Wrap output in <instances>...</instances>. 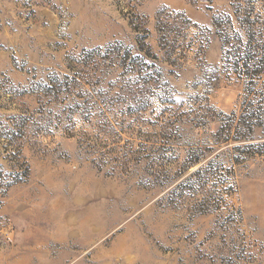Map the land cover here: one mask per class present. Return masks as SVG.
I'll return each instance as SVG.
<instances>
[{
  "label": "rangeland",
  "instance_id": "1",
  "mask_svg": "<svg viewBox=\"0 0 264 264\" xmlns=\"http://www.w3.org/2000/svg\"><path fill=\"white\" fill-rule=\"evenodd\" d=\"M144 29L162 85L71 66ZM0 264H264V0H0Z\"/></svg>",
  "mask_w": 264,
  "mask_h": 264
},
{
  "label": "trees",
  "instance_id": "2",
  "mask_svg": "<svg viewBox=\"0 0 264 264\" xmlns=\"http://www.w3.org/2000/svg\"><path fill=\"white\" fill-rule=\"evenodd\" d=\"M174 19V23L170 20ZM190 22L189 19L179 18L175 19L172 15L168 14L167 17H161L157 20L156 30L158 33V46L161 51L165 54L167 64L177 68L180 65L177 63V59H173V55L179 51L183 45L180 43L179 38H186L183 34V29L176 27V24H180L185 27V24ZM144 34L140 37L139 45L137 47V53H134V48L125 47L121 42H115L106 47H98L93 50L84 51L78 58H73L71 63L74 66L79 64L83 67H90L91 64L97 65V70L101 66H117L123 69L126 75L129 73H137L139 81L143 84L148 85L151 83L161 84L165 69L158 67L159 56L152 51L150 45L146 42L151 36L149 29H144ZM177 35L178 39L172 37ZM97 58L99 60H97ZM249 58L244 57V60L248 61ZM250 60V59H249ZM69 68L72 69V67ZM106 70L102 69V74H105ZM173 71L167 70V73ZM254 72V71H253ZM63 77V78H62ZM59 73H54L50 79V86L48 94L51 101H59L60 96L63 94H70L73 90V86L79 83L78 77H70L69 75L62 76ZM144 93V92H143ZM134 103L127 107V112H137L144 110L147 107V103L144 98L133 101Z\"/></svg>",
  "mask_w": 264,
  "mask_h": 264
}]
</instances>
